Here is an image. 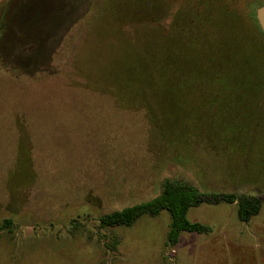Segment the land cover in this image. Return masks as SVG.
I'll return each mask as SVG.
<instances>
[{"label": "rangeland", "instance_id": "rangeland-1", "mask_svg": "<svg viewBox=\"0 0 264 264\" xmlns=\"http://www.w3.org/2000/svg\"><path fill=\"white\" fill-rule=\"evenodd\" d=\"M19 1L0 0V15L50 11L40 26L58 30L19 58L0 47V264H264L260 94L227 107L151 76L175 45L148 25L169 23L163 0ZM173 181L257 195L260 211L246 224L236 205L201 202L186 219L211 231L174 244L165 210L99 228Z\"/></svg>", "mask_w": 264, "mask_h": 264}, {"label": "trees", "instance_id": "trees-1", "mask_svg": "<svg viewBox=\"0 0 264 264\" xmlns=\"http://www.w3.org/2000/svg\"><path fill=\"white\" fill-rule=\"evenodd\" d=\"M162 2L164 9L170 6L162 16L170 18L169 23L163 26L156 17L148 18V25L157 28L165 42L175 41V45L165 46L164 62L152 67L150 75L162 77L168 83L180 80L182 86L188 83L193 91L200 90L215 103L221 101L227 107H240L247 104L252 94H260L257 104L264 110V34L256 20V10L264 0ZM254 181L246 180L244 185L252 186ZM201 202L236 205L238 220L246 224L260 211L257 195L233 191L204 197L195 187L173 181L163 183L160 193L147 201L101 214L97 218L98 226L100 229L130 227L143 215L154 217L165 210L171 216L167 240L174 244L183 232L211 231L206 225L186 219L188 209Z\"/></svg>", "mask_w": 264, "mask_h": 264}, {"label": "flooded vegetation", "instance_id": "flooded-vegetation-1", "mask_svg": "<svg viewBox=\"0 0 264 264\" xmlns=\"http://www.w3.org/2000/svg\"><path fill=\"white\" fill-rule=\"evenodd\" d=\"M14 1L11 0V2L9 3H12ZM19 2L14 3L13 6H15V4H19ZM60 5L64 6L65 8H69L74 13V6H70L66 1H61ZM42 13L43 14H39L38 16H36L35 13L16 14L14 10L11 13L10 11L7 12V10H2L0 15V47L6 49L5 47H9L10 45V50L15 52L16 56L18 57L22 53L24 54L30 52L32 48L37 47L38 43L43 45L42 37L38 38V43H36V40L33 39V36L37 34L50 35L51 30L57 31L58 29L54 27L49 28L48 30L50 32H47V27L45 28L43 25L40 26L41 23L46 22L45 20H47L46 24H48V20L51 19L53 14V12L50 11H42ZM70 17L72 16H67V18H65L64 16H60L59 18L60 20L62 19L64 21H69ZM42 19L44 20V22L42 21ZM59 26L60 25L56 27L58 28ZM45 44L46 43L44 42V45Z\"/></svg>", "mask_w": 264, "mask_h": 264}, {"label": "water", "instance_id": "water-1", "mask_svg": "<svg viewBox=\"0 0 264 264\" xmlns=\"http://www.w3.org/2000/svg\"><path fill=\"white\" fill-rule=\"evenodd\" d=\"M256 20L262 33L264 34V4L256 10Z\"/></svg>", "mask_w": 264, "mask_h": 264}]
</instances>
